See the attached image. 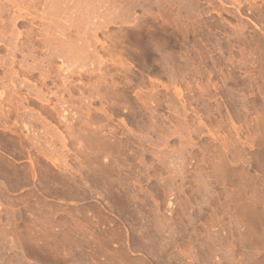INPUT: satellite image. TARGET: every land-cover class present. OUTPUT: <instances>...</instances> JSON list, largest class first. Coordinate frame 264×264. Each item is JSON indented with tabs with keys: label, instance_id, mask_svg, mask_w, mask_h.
<instances>
[{
	"label": "rangeland",
	"instance_id": "rangeland-1",
	"mask_svg": "<svg viewBox=\"0 0 264 264\" xmlns=\"http://www.w3.org/2000/svg\"><path fill=\"white\" fill-rule=\"evenodd\" d=\"M38 1L0 0V264H264V0Z\"/></svg>",
	"mask_w": 264,
	"mask_h": 264
},
{
	"label": "bare ground",
	"instance_id": "bare-ground-1",
	"mask_svg": "<svg viewBox=\"0 0 264 264\" xmlns=\"http://www.w3.org/2000/svg\"><path fill=\"white\" fill-rule=\"evenodd\" d=\"M5 1H6V0H5ZM7 1H8V0H7ZM9 1H11V2H8V3H12V5H13L14 7L17 6V7H15V8H14V7H13V8H14L15 10H17V8H18V11H19L20 13H18L17 11H16V12H17L19 15H20L21 13L24 12V14H25V13L27 14V17H31V22H32V16H33V14H32V11H30V10H33V13H34V11H35V13H37L36 11L39 12V10H37V8H38L37 4H38V2H39L38 0H31V1L29 0V1H26V2H28V4L25 3L24 0H9ZM48 1H50V0H48ZM45 2H46V1L44 0V3H45ZM50 2H51V3H50ZM50 2H49V3L52 4V5L49 4V6H50V7H48V8H49V15L47 14L48 12L45 13V14H46V18L49 19L48 16H50V18H51L52 15L56 18V14L58 15V13H60V12H63V13H64L65 8H64V7H61L62 5L64 6V3H63L61 6H60V5L57 6L56 3H57V2L60 3V1L51 0ZM54 2H56V3L54 4ZM62 2H63V1H62ZM8 3H7V4H8ZM44 3H43V5H44ZM0 4H1V3H0ZM4 4H5V3H4ZM7 4L4 5V8H5V6H6ZM25 4H27L28 6H26ZM39 4H41V3H39ZM39 4H38V5H39ZM45 4H47V3H45ZM65 4H66V3H65ZM67 4H68V3H67ZM1 5H2V4H1ZM1 5H0V6H1ZM23 5H24V6H23ZM69 5H70V4H69ZM69 5H68V6H69ZM2 6H3V5H2ZM2 6H1L0 8H2ZM7 6L9 7L10 4L7 5ZM65 6H67V5H65ZM70 6H71V5H70ZM39 7H40V5H39ZM41 7H42V5H41ZM44 7H47V5L44 6ZM62 8H63V9H62ZM5 9H7V8H5ZM11 9H12V6H11ZM11 9H8V10H11ZM14 9H13V10H14ZM39 9H40V8H39ZM41 9H43V8H41ZM44 9H46V8H44ZM44 9H43V10H44ZM67 9H68L67 11L69 12V9H71V8L67 7ZM1 10H3V9H0V11H1ZM13 10H12V11H13ZM15 10H14V12H15ZM46 10L48 11V9H46ZM46 10H44V11H46ZM67 11H66V12H67ZM3 12H4V11H3ZM40 12H42V10H41ZM35 13H34V14H35ZM2 14H3V13H2ZM18 14H17V15H14V14H13L15 17H14V16H12V17L16 18V20H17V17H20V16H18ZM24 14H23V15H24ZM26 14H25V16H26ZM39 14H40V13H39ZM45 14H44V17H45ZM61 14H62V13H61ZM42 15H43V13L41 14V17H42ZM47 15H48V16H47ZM25 16H23V17H25ZM35 16H36V15H35ZM59 16H60V15H59ZM12 17H11V18H12ZM21 17H22V16H21ZM21 17H20V18H21ZM23 17H22L21 19H23ZM14 18H12V21H14V20H13ZM33 18H34V17H33ZM38 18H39V17H38ZM42 18H43V17H42ZM55 18H52V19H51V22H50V23H53V24H52L53 26L57 25V24L55 23V21L53 20V19H55ZM24 19H25V18H24ZM36 19H37V16H36ZM36 19L34 18V20H36ZM43 19H44V18H43ZM25 20H27V19H25ZM34 20H33V21H34ZM56 20H58V19H56ZM21 21H22V20H21ZM59 21H60V20H59ZM22 22H23V21H22ZM48 22H49V21H48ZM56 22H57V21H56ZM54 23H55V25H54ZM57 23H58V22H57ZM59 23H60V22H59ZM52 28H53V27H52ZM56 28H57V26H56ZM48 30H49V29H48ZM48 30H47V31H48ZM49 31H50V30H49ZM50 32H51V31H50ZM52 32H53V31H52ZM52 32H51V33H52ZM11 33H13V32H11ZM14 33H15V30H14ZM87 33H88V32H87ZM87 33H86V34H87ZM20 34H21V32H20L18 35H20ZM54 34H55V33H53V35H54ZM84 34H85V33H84ZM18 35H17V36H18ZM47 35H48V34H47ZM53 35H52V36H53ZM17 36H16V37H17ZM52 36H50V37H52ZM13 37H14V36H13ZM87 37H89V36H87ZM87 37H86V39H88ZM52 38H53V37H52ZM52 38H51V39H52ZM91 38H92V37H91ZM12 40H13V39H12ZM141 40H142V39H141ZM13 41H14V40H13ZM16 41H18L17 38H16ZM19 41H20V40H19ZM19 41H18V42H19ZM95 41H96V39H95ZM11 42H12V41H11ZM99 42H100V41H99ZM99 42H98V43H99ZM12 43H13V42H12ZM145 43H146V42H145ZM17 44H18V43L16 42V45H15L16 48H15V49H18ZM13 46H14V44H13ZM13 46L10 47V45H9V48L12 49ZM15 49H12V50H15ZM147 49H148V45L146 44V45H145V51H147ZM99 57H101V56H99ZM97 58H98V56H97ZM101 58H102V57H101ZM95 59H96V58H95ZM99 60H100V58H99ZM96 61H98V59H97ZM100 61H101V60H100ZM100 61H98V63H99Z\"/></svg>",
	"mask_w": 264,
	"mask_h": 264
}]
</instances>
